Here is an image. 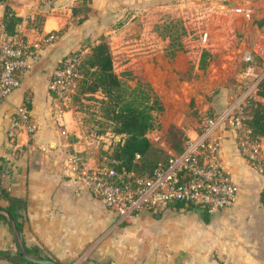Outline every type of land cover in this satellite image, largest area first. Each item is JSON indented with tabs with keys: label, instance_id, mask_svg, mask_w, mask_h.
<instances>
[{
	"label": "crops",
	"instance_id": "1",
	"mask_svg": "<svg viewBox=\"0 0 264 264\" xmlns=\"http://www.w3.org/2000/svg\"><path fill=\"white\" fill-rule=\"evenodd\" d=\"M7 1L23 20L16 35L8 34L5 3L0 2V45L7 37L19 36L32 52L20 85L0 97V167L6 164L11 170L5 174L11 194L28 202L25 244L62 264H264V173L244 158L229 125L221 130L222 161L238 184V194L231 206L209 217L196 209L199 206L167 204L123 219L77 177L74 157L94 167L104 150L72 96L60 97L50 89L54 70L69 53L89 51L130 10L172 0H87L91 9L82 21L84 14H74L73 8L84 0ZM219 1H214L216 8L234 12V1L226 8ZM51 32L55 37L47 40ZM25 108L34 130L22 128L11 137L10 126ZM1 249L18 250L11 226L3 219ZM0 264L28 263L0 258Z\"/></svg>",
	"mask_w": 264,
	"mask_h": 264
},
{
	"label": "rangeland",
	"instance_id": "2",
	"mask_svg": "<svg viewBox=\"0 0 264 264\" xmlns=\"http://www.w3.org/2000/svg\"><path fill=\"white\" fill-rule=\"evenodd\" d=\"M214 1L192 5L178 0L146 3L127 12L103 32L112 46L116 70L119 73L131 70L136 75L129 80L131 85H136L138 80L147 83L162 100L164 108L154 111L156 125L148 133L160 148L161 157L179 150L188 136L199 129L206 115L224 110L234 97L247 91L261 72L258 63H246L242 55L257 41L264 40V27L254 23L264 16V0H232L241 14H234L231 19L222 16L224 20L220 22L217 15L210 14ZM219 6L226 8L227 4ZM174 18H180L192 30L182 35L183 48L172 55L170 37H163L161 32L162 25ZM122 20L126 23L120 25ZM219 23H233L243 36L237 45H223L212 57L207 56L204 63L200 34ZM75 103L84 114L89 132L95 134L100 128L94 123L97 116L94 113H100L98 103L91 99ZM95 137L101 150H105L104 146L113 147L121 138L113 132Z\"/></svg>",
	"mask_w": 264,
	"mask_h": 264
},
{
	"label": "built area",
	"instance_id": "3",
	"mask_svg": "<svg viewBox=\"0 0 264 264\" xmlns=\"http://www.w3.org/2000/svg\"><path fill=\"white\" fill-rule=\"evenodd\" d=\"M229 5V4H227ZM241 14V9H235ZM55 34L51 32L47 40ZM84 51L66 55L53 72L50 89L60 97L68 96L83 76L81 63ZM32 52L19 36L5 38L0 45V97L9 95L21 83V75L30 66ZM242 59L246 63H258L261 72L253 79L247 91L234 97L221 112L205 116L199 129L189 135L182 151H171L160 161L152 173H138L119 169V161L110 151L101 155L100 162L88 166L83 158L75 156L77 177L85 182L90 191L123 219L141 212L161 209L171 202L206 207L210 213L231 206L238 194V184L222 161L223 127L235 130L239 149L251 165L264 173V138L254 136L247 124L245 105L255 96L260 80L264 77V40L257 41L247 49ZM34 130L28 108L15 118L9 135L13 137L20 129Z\"/></svg>",
	"mask_w": 264,
	"mask_h": 264
},
{
	"label": "trees",
	"instance_id": "4",
	"mask_svg": "<svg viewBox=\"0 0 264 264\" xmlns=\"http://www.w3.org/2000/svg\"><path fill=\"white\" fill-rule=\"evenodd\" d=\"M0 2L5 3L4 30L10 35H16L18 24L22 22L23 17L17 14L7 0H0ZM90 9L87 0H84L80 6H74L73 12L74 14L83 13L84 16L80 18V21H82L87 17ZM211 11V15L218 16L217 22L224 20L222 16H228L231 19L236 14L235 11H221L214 4L213 7L211 6ZM174 19L164 23L162 25L164 31L161 32L163 37H170L169 47L172 55L178 49L183 48L182 35L186 36L192 30L180 18ZM124 23H126V20L120 21L119 24ZM254 23L259 27H264V16L255 19ZM203 30H205V27ZM242 36V33L233 23L213 25L210 30L208 29L200 34L199 40L201 46H203L202 61L205 63L207 56L212 57L223 45H237ZM80 50L77 49L75 52ZM81 69L82 71L84 69L83 76L78 79L74 90L69 95L77 103H84V99H91L98 103L100 113H94V115H97L94 118V123L100 127L95 133L97 136L108 132L121 136L113 147L106 148L104 152L110 151V155L119 161L117 165L119 169L134 170L141 174L152 173L157 164L164 161L168 156L161 157L160 148L148 136L149 131L156 125L154 111L164 108L158 94L149 84L139 80L136 85H131L129 80L136 77L131 70L126 69L120 73L116 70V60L112 46L104 34H101L98 41L91 45L90 50L84 53ZM245 113L248 116L247 124L252 128L254 136L264 138V77L258 84L256 96L248 99L245 105ZM185 142L176 151H182ZM10 171L6 164L0 167V208H6L14 216L22 235L27 218L26 208L28 202L23 197L11 194L10 184L5 180V174ZM2 199L7 200L8 203L3 205ZM260 200L264 206V189L260 193ZM169 204L180 208L185 203L176 201ZM194 206L191 204L187 207ZM203 210L205 216L209 217L210 213L206 212L205 209ZM0 219L10 224L6 214L0 213ZM26 248L35 256L50 257L38 248L27 245ZM0 258H6L15 263L41 264L26 259L19 251L12 252L11 250L1 249ZM102 264L114 263L109 260Z\"/></svg>",
	"mask_w": 264,
	"mask_h": 264
},
{
	"label": "water",
	"instance_id": "5",
	"mask_svg": "<svg viewBox=\"0 0 264 264\" xmlns=\"http://www.w3.org/2000/svg\"><path fill=\"white\" fill-rule=\"evenodd\" d=\"M224 3L226 4H232V2L230 0H223ZM196 209L202 211L203 208L202 207H197ZM0 213L6 214L10 224H11V229L17 244V251L21 252L24 257L30 261L36 262V263H41V264H62L61 262L50 258V257H40V256H35L32 253H30L28 251V249L26 248L25 242L23 240V237L21 235V232L18 228V225L15 221L14 216L4 207L0 208Z\"/></svg>",
	"mask_w": 264,
	"mask_h": 264
}]
</instances>
